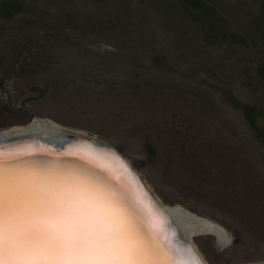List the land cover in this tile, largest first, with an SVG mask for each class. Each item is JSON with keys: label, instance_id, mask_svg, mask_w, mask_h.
I'll return each mask as SVG.
<instances>
[{"label": "rangeland", "instance_id": "374dc122", "mask_svg": "<svg viewBox=\"0 0 264 264\" xmlns=\"http://www.w3.org/2000/svg\"><path fill=\"white\" fill-rule=\"evenodd\" d=\"M40 120L222 226L206 264L264 260V0H0V132Z\"/></svg>", "mask_w": 264, "mask_h": 264}, {"label": "snow or ice", "instance_id": "6c2138e0", "mask_svg": "<svg viewBox=\"0 0 264 264\" xmlns=\"http://www.w3.org/2000/svg\"><path fill=\"white\" fill-rule=\"evenodd\" d=\"M139 216L107 177L0 175V264H174Z\"/></svg>", "mask_w": 264, "mask_h": 264}, {"label": "water", "instance_id": "95a60500", "mask_svg": "<svg viewBox=\"0 0 264 264\" xmlns=\"http://www.w3.org/2000/svg\"><path fill=\"white\" fill-rule=\"evenodd\" d=\"M59 130L54 138L43 139L33 132L0 137V175L6 178L11 176L17 181L24 182L47 175L53 170L65 175L87 174L105 177L108 174V178L112 177L113 173L118 174L122 178L121 184L108 179L111 185L114 189L129 192L136 204L138 201L139 206L147 212L145 217H141L140 214L137 222L142 230L153 234L162 251L167 253L174 264H203L202 261H198L193 246L180 233L173 218L153 203L152 194L145 183L121 153L95 137L66 128ZM76 144L85 147L87 151L74 150ZM103 155H112L115 162L110 163L101 159ZM98 158L103 163L101 167H97L98 163L94 161ZM92 168H98L100 172ZM126 184L129 185L128 189ZM154 213L157 214L159 223H153L155 229L152 231L145 224V220L151 222L155 217ZM161 264H169V261L163 259Z\"/></svg>", "mask_w": 264, "mask_h": 264}, {"label": "bare ground", "instance_id": "6f19581e", "mask_svg": "<svg viewBox=\"0 0 264 264\" xmlns=\"http://www.w3.org/2000/svg\"><path fill=\"white\" fill-rule=\"evenodd\" d=\"M61 128L62 127L58 126L57 124H55L53 122L40 120V121H37V122H33V123H31V124H29L28 126H25V127H14V128L8 129L6 131H2V132H0V137H3V136L4 137H8V135H10V136L11 135H16V134H20V133H23V132H33L34 134H37L38 137L43 138V139H45V138H54V137H56L58 135V133L60 132L59 129H61ZM74 147H75L74 150H76V151L77 150L87 151V149L85 147L80 146L78 144L74 145ZM103 156H101L102 158L99 157V156L98 157L103 159V160H105V161H107V162H110V163L111 162H115V160L112 157V155H103ZM99 158H98V160H96V159L94 160L95 162L98 163L97 167H101L102 166L101 164H103L102 162H100ZM86 162H88V160H86ZM127 162L129 164H131L128 160H127ZM92 169H94V168H92ZM97 169L95 168L94 170L100 172V170L99 169L97 170ZM136 173L139 175V173L137 171H136ZM105 177L108 178V174H106ZM109 177L110 178H108V179H110V180L112 179L113 181H115V183L121 184L120 182H121L122 178L118 174L113 173V176L112 177L109 176ZM139 177L141 178L140 175H139ZM142 182H144V181H142ZM126 185H127L126 189H128L129 185L128 184H126ZM145 185H146V188L148 189V191L152 194L153 203L159 209H161L162 211H165L166 213H168V215L170 217L173 218V220L175 221V223L177 225V228L180 231V233L193 246V248H194L193 251L195 252L194 254H196V257H197L198 261L200 260V261H202L203 264H206V262L204 261V258H202V256L198 252V249L193 244V242L191 240V236L194 233L210 232V233H213L218 238L220 243L221 242L223 243V242L227 241V238H228L226 233H225V231L221 227H219V226H217L215 224H212L211 222L209 223L208 221H206L204 219L197 218L196 216L190 214V212H186V211H184L181 208H169V207L164 206L159 201V199L154 195V193L151 191V189L148 187V185L146 183H145ZM137 205H138V207L140 209L141 217H145L144 215L147 214V212H144L145 210L143 209V207L139 206V202L138 201H137ZM154 215H155V217H153V219H152L153 222H152V220H151V222L148 221V220L147 221L145 220V224L148 227H150V229L152 231H153V229H155V225L154 224L155 223H159V221H158L159 218H158L157 214L154 213ZM260 264H264V263H260Z\"/></svg>", "mask_w": 264, "mask_h": 264}, {"label": "crops", "instance_id": "0c3cea01", "mask_svg": "<svg viewBox=\"0 0 264 264\" xmlns=\"http://www.w3.org/2000/svg\"><path fill=\"white\" fill-rule=\"evenodd\" d=\"M220 226V225H219ZM222 229H224L222 226H220ZM224 231H226L224 229ZM260 263H264V260L263 261H255V262H250V263H245V264H260Z\"/></svg>", "mask_w": 264, "mask_h": 264}]
</instances>
